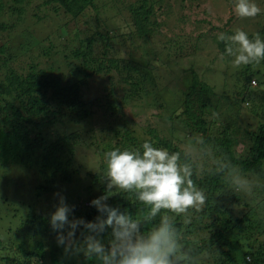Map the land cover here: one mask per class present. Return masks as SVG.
Wrapping results in <instances>:
<instances>
[{
	"label": "trees",
	"instance_id": "trees-1",
	"mask_svg": "<svg viewBox=\"0 0 264 264\" xmlns=\"http://www.w3.org/2000/svg\"><path fill=\"white\" fill-rule=\"evenodd\" d=\"M38 1L37 9L45 8V13L57 22H60V15L75 19L86 17L90 11L95 13V18L89 22L91 31L84 40H78L77 45L69 49V55H60L71 76L57 66L59 52L52 50L53 45L49 49L34 39L35 45H20V49L25 46L32 50L24 52L32 54L25 64L16 59L20 52H14L16 48L11 42L7 43L10 39L1 35L6 32L9 36L15 31L16 25L23 20L20 15L24 5L30 1L11 0L8 11L17 14L15 21L11 24L0 21V177L7 178V182L19 180L22 184H16L23 186L14 188L15 192L22 193L13 205V209L19 210L7 207V196L0 198V264H38L39 259L45 264H101L95 257L66 253L63 247H50V241L57 244V232L50 225L51 215L44 214V207L39 204L58 189L71 190L77 199L66 203L74 206L69 220L95 221L100 213L90 206V201L106 193L105 153L117 148L142 152L145 141L170 152L179 151L180 162L192 166V179L207 196L200 212L189 210L180 216L168 213L183 249L179 264H264V61L239 69L242 71L237 92L240 100L235 99L253 102L254 107L248 112L256 125L254 128L249 123L238 125L228 117H211L212 113L207 110L213 107L217 110L219 100L215 98L213 85L199 78L193 69L187 73L191 78L188 76L189 79L183 81L184 91L163 99L157 90V54L141 59L132 54L118 57L109 51L107 44L118 36L107 33L110 37L104 38L106 32L99 29L104 19L96 11L97 0ZM187 1L181 0V3ZM115 5L117 11L130 14V41L136 39L149 44L155 29L169 26L167 22L173 8H177V0H115ZM191 10L184 5L181 16L188 15ZM4 12L5 3L0 0V17ZM234 14L235 20L222 19V26L217 27L220 33L234 34L229 28L240 24L238 20L242 19L236 12ZM217 15L220 18L224 14ZM208 22L215 30L216 26ZM65 25L57 28L59 37L67 36ZM242 25L248 28V24ZM256 33L264 39V26L263 30L248 35L252 38ZM176 35L173 40H166L162 49L177 43L183 49L184 41L179 42L181 35ZM217 36L213 37L217 49L227 59L231 58L225 54L226 44ZM201 37L197 35L193 39L198 43ZM67 40L63 48L71 42ZM99 43L107 50L97 49ZM169 54L163 57L166 59ZM39 56L43 59L38 60ZM33 59H37L36 63ZM162 64L165 66L168 62ZM251 81L256 85L251 86ZM90 92L94 96L88 98ZM151 105L162 110L154 114V118L170 123V137L148 128L144 130L148 138H141L127 127L126 108L137 115ZM201 135L203 143L198 144ZM188 139L193 141L196 156L182 147L188 144ZM239 142L243 148L237 153L235 147ZM82 149L89 150L91 153L87 155L92 159L98 157L96 162H91L98 164L93 167L97 172L85 170L82 173L81 164H76V152L80 155ZM84 162L90 164L89 159ZM17 170L21 175L15 178ZM246 183L248 188H245ZM109 194L107 204L131 215L143 230H150L159 223V215L152 220L146 219L148 208L133 195L118 190ZM10 210L13 213H9ZM12 220L18 223L9 227ZM6 227L8 230L4 233ZM22 229L25 233L20 232ZM88 234L81 226L75 239L82 241ZM110 234L111 228H106L99 238L107 245ZM19 237L22 241L17 244L15 240Z\"/></svg>",
	"mask_w": 264,
	"mask_h": 264
},
{
	"label": "rangeland",
	"instance_id": "rangeland-1",
	"mask_svg": "<svg viewBox=\"0 0 264 264\" xmlns=\"http://www.w3.org/2000/svg\"><path fill=\"white\" fill-rule=\"evenodd\" d=\"M26 1L30 2L28 5H24V11L20 15L23 20L16 25L14 28L15 31H13L9 36H7L6 32H1V35L7 37L6 40L10 39L7 43L11 42V46L16 48L14 52H20L16 59L19 58V60H23L24 63L26 62L25 64L30 61L32 54L24 52H32V50L31 47L28 48L25 46L20 49V45H25L26 43H29V45H35L34 40L49 49H51L53 45L52 50L56 49L57 52H59L56 57V62L58 63L57 66L61 69L60 71H63L71 76L70 69L66 64V61L63 62V58L61 59L60 55L63 53L69 55V49L74 44L77 45L78 40H84V38L90 33L91 30L89 29V22H91V19L95 18V13L90 11L86 17H77L75 19H66V17L60 15V22H57L51 15L49 16L46 14L47 12L45 11V8L37 9L36 6L40 3L38 0ZM2 2L5 3V12L1 15L0 21L11 24L15 21L17 14H12L8 11V7L11 5V0H2ZM253 2L261 8V13L254 18L239 19L238 21H240V24L238 23L237 26L232 29L229 28L232 33H235L237 29L246 31L248 34L255 33L257 30L260 31V29L263 30L264 0H253ZM114 3L115 0L96 1V11L98 12V16L101 19H104V22H101V27L99 28L103 33L106 32V35H103L104 38L108 36L110 37V35L114 36L113 33L118 36L116 39H111L107 44L109 51L115 52L118 57H127V55L132 54L135 58L140 57L141 59L151 58V56H156L157 54V57H159V61L155 64L159 79V82L157 83V90L161 92V97L163 99L167 100L170 98V94L179 95L181 91H184L186 86L183 84V81L191 78V74L187 73L193 69L199 78L212 84L213 86H211L214 89V93L216 92L215 98L219 100L217 110L214 107L207 110V112L212 113V118L220 116L228 117V119L237 122L238 125L245 126L249 123L252 126L251 128L255 127L256 121L252 119L253 116L248 112L249 108L254 107L253 102L249 100H244L243 102L237 101L240 100V98L237 97V92L240 88L241 80L239 79V76L240 72H242L239 69H244V66L239 68L234 67L232 63L233 57L227 59L226 55L219 52L216 42L213 40V37L220 33L217 27L222 26V19H226L227 17H230L233 20L236 19V15L234 14L236 0H188L186 3H181V0H177V8H173L169 21L167 22V25L169 24V26L155 29L153 39L149 44L144 43L143 41L139 42L136 39L133 40V42L130 41L128 37L130 32H132V29L129 27L131 22L130 14H124L123 12L117 11V4L115 5L116 7H114ZM184 5L189 6L192 10L188 13V15L181 16ZM222 12L224 15H220V18H218L217 14ZM204 20L206 21L204 22ZM208 21H210L213 26H216L215 30L211 29V25ZM65 23L66 32H68V34L65 37H59L57 28L63 26ZM242 24H248L246 26L248 28H244ZM184 33H188L189 36H183ZM176 34H179V36L181 35L179 42L184 41V48H180L177 43V45L172 46L171 44H168L164 49H162L165 46V41L173 40L177 36ZM77 35L78 38H76ZM197 35L202 36V40L198 43L193 39ZM66 39L71 42L68 43L66 48H63V45L65 46L66 44ZM6 40H3V42ZM193 46L194 51H191ZM107 47H104L102 43L97 45V49L103 50ZM158 50H160V52H158ZM176 50L178 52H176ZM168 52L170 54L165 59L163 56H165ZM39 57L40 58H38V60L43 59L42 56ZM162 58L164 59L162 60ZM36 61L37 59H33L32 62L36 63ZM164 62H168V64L164 66L162 64ZM13 64L17 63L13 61ZM75 65L78 64L75 63ZM75 65H73V67ZM182 77H184L183 80L181 79ZM253 82L254 81H251V86L256 85V82L255 85ZM91 96H94L93 94L91 95V92L87 93L88 98ZM235 98L238 99L236 100ZM233 100L236 101V103H234ZM159 102L161 103L162 100L159 99ZM149 107L151 108L145 109L144 111L137 113V115L133 114L132 110L129 108H126V116H124V118L127 127L135 130L141 138H148V135L144 131L148 128L155 129L159 134L166 138L170 137L168 132L170 123L154 118V114L161 113L162 110L158 108L157 105H151ZM213 113H217L218 115L214 117ZM182 136L180 135L181 140L184 139ZM175 137L177 136L175 135ZM186 142L193 145V141L190 139ZM182 147L190 155L196 156V152L194 150L195 146L191 148L186 146ZM242 148V143L239 142L236 144L235 151L240 153ZM87 153L91 152L86 149L80 150V155L86 157L81 159V156L78 155V152H76V164H78V162L81 164L82 173H84L83 171L85 170L97 172V170L93 167H96L98 164L93 165L92 163L96 162L98 157H94L92 159V157L88 156ZM87 158L90 160L89 165L84 162L88 160ZM103 161L104 164H106V160L103 159ZM8 175L11 176L10 174ZM16 175H21V171L17 170L15 178H17ZM244 178L246 179V177ZM16 183L22 184L19 180L7 182V178L0 177V198L7 196V199H9L6 203L7 207L13 211L19 210L13 209V205L15 202L17 203L20 200V197H22L20 190L15 192L14 188L21 189L23 186L17 185ZM245 188H248L247 183L245 184ZM59 196H63L66 203H72L77 199V195L73 191L58 189L57 191L48 194V196H46L39 204L44 207V214H49L50 216L55 211L59 203ZM12 210L8 212L13 213ZM16 223H18L16 220H12L9 227H12ZM6 230H8L7 227L3 230V232L5 233ZM20 232L25 233L23 229L20 230ZM20 240L22 241V237L16 239L15 242L18 244ZM49 243L50 247H62L60 245L53 244L52 241ZM41 262H43L42 264H45L44 260L39 259L38 264Z\"/></svg>",
	"mask_w": 264,
	"mask_h": 264
},
{
	"label": "clouds",
	"instance_id": "clouds-1",
	"mask_svg": "<svg viewBox=\"0 0 264 264\" xmlns=\"http://www.w3.org/2000/svg\"><path fill=\"white\" fill-rule=\"evenodd\" d=\"M235 12L240 18H254L261 8L253 0H236ZM217 39L226 44L225 54L233 57L234 67L264 61V39L259 33L250 38L247 32L237 29L232 35L221 32ZM217 115L213 113L214 117ZM197 143H203L202 135ZM180 159L179 151L154 147L148 141L142 144V152L119 148L106 152V193L90 201V206L100 215L95 221L69 220L74 206H68L64 197L59 196L58 206L50 216V225L57 232V244L66 253L95 257L101 264H179L183 249L168 213L180 216L189 210L200 212L207 201L205 192L192 179V166L182 164ZM114 190L133 195L148 208L146 219L159 215V223L145 231L131 215L109 206V193ZM81 226L89 234L77 241L76 231ZM106 228H111L107 245L99 238Z\"/></svg>",
	"mask_w": 264,
	"mask_h": 264
}]
</instances>
